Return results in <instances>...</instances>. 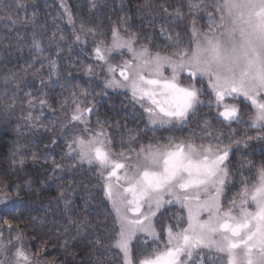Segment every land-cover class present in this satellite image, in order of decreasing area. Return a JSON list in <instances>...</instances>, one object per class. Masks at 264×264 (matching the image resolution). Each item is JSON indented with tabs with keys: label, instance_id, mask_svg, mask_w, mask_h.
Returning <instances> with one entry per match:
<instances>
[{
	"label": "snow or ice",
	"instance_id": "1",
	"mask_svg": "<svg viewBox=\"0 0 264 264\" xmlns=\"http://www.w3.org/2000/svg\"><path fill=\"white\" fill-rule=\"evenodd\" d=\"M186 2L187 15L191 17V41L187 45L180 40L179 32L173 34L167 26L173 18H185L183 3L171 11L166 0L158 7L152 0H144L138 7V11L147 9L161 14L159 35L172 49L170 53L153 52L147 44H141V37L131 31L127 16L112 22L110 38L94 28L85 30L83 21V38L73 28V43L86 44L89 36L93 38L89 50L92 63L83 65L84 74L94 78L99 69L104 74V95L108 89L125 91L147 115L149 124L183 129L198 118L201 108L207 106L214 112L211 118L205 116L197 124L199 131L193 129L188 139L169 137L167 144L141 145L137 149L131 144L136 137L129 132L128 147H123L122 137L121 150L116 151L111 129H118L119 122L112 124L99 118L98 101L90 98L95 95L93 92L79 88L70 93V98L58 102L67 118L61 124L66 133V151L61 159L70 158L71 168L87 164L90 170L95 169L94 175L102 182L104 198L115 216V234L110 242L105 244L99 238L93 242L101 252L96 264H113L111 258L102 259L113 250L119 257L115 264H264V158L259 165L252 160L238 161L239 168L247 169L249 176L230 170L231 157L237 150L247 149L249 141L264 139V0ZM16 7L26 13L28 5L16 0ZM61 7L68 24L74 25L71 7L65 0H61ZM95 7L93 0L90 11ZM201 14L207 17L204 31L197 27ZM6 19L16 23L11 17ZM155 20L153 16L149 23L154 24ZM144 39L155 43L151 36ZM32 47L39 55L27 63L25 76L37 61L41 68L45 67L46 60L49 83L53 75L58 81V60L44 57L41 44L35 39ZM71 50L69 45L68 51ZM61 51L58 45L57 57ZM124 56L130 58L123 59ZM117 58H121L119 63L114 62ZM166 69L170 74H165ZM25 76L12 73L4 77L0 105L8 114L20 107L23 123L17 130H51L43 123L45 109H56L47 92L33 95L27 91L21 96L20 84ZM40 82L48 86L43 77ZM9 84H13L14 91L10 92ZM205 93L210 97L207 100L201 99ZM245 102L251 109L247 120L241 116V104ZM212 119L229 128L247 123L258 133L251 136L245 132L246 139H236L233 131L226 143L220 130L212 126ZM73 130L74 134H67ZM56 143L54 138L52 144ZM21 147L27 145H17L9 161L14 171L23 169L25 164L23 158L15 159ZM32 156L35 159V153ZM64 169L63 163L52 159L54 173ZM237 174L242 177L240 187L229 197ZM22 190L15 181L0 180V264H62L47 251L53 237L42 234L43 224L36 228L35 217L26 220L23 215H12V201L20 197ZM66 191L74 190L62 188L57 199L64 202L68 213L74 206L65 196ZM172 205L183 210L173 214L174 223L166 222ZM83 227L84 222L75 215H66L62 227L55 229L56 238L68 237L73 228L80 235ZM60 246L67 250L68 239Z\"/></svg>",
	"mask_w": 264,
	"mask_h": 264
},
{
	"label": "trees",
	"instance_id": "2",
	"mask_svg": "<svg viewBox=\"0 0 264 264\" xmlns=\"http://www.w3.org/2000/svg\"><path fill=\"white\" fill-rule=\"evenodd\" d=\"M28 5L27 12L18 10L16 0H0V92L4 90V77L17 73L18 76H25L24 69L27 63L32 61L39 53L32 47L33 39L41 44L42 55L49 59H57L59 66V80L56 76L51 77L49 83V68L47 61H43L45 67H40V61H37L33 68L28 69L24 82L20 84L23 92L31 91L37 95L40 91L48 93V98L56 109L55 112L45 109L43 123L48 125L49 129L29 130L17 126L22 124L21 109L18 106L14 113L8 114L0 105V180L15 181L22 187L20 197L14 198L11 204L12 215H23L26 220L35 217L33 224L40 228L43 224V232L51 235L48 253L57 256L62 264H96L101 252L93 243L96 239H101L105 244L109 243L115 234V216L111 204L104 198L102 182L94 175L95 169H89L87 164L71 168L72 161L65 157L61 159L62 153L66 151L65 134L61 124L67 122L64 111L59 107V101L64 97L70 98L72 91H79V88H87L95 95L98 101V116L101 120H107L112 124L119 122L120 127L111 129L115 150H121V138L123 137V147H128V135L131 132L136 139L131 142L133 148H139L141 145L148 144H167V135L175 136L179 140V134L187 136L186 130L193 126L195 120L202 122L203 118H193L188 126L183 129L174 128H154L147 123L146 114L139 105H134L129 95L123 90H106L104 95L103 88L104 74L96 69L97 75L89 78L84 74L83 65L92 63L89 50L93 47V38L89 36L86 44L73 43V28L76 33L82 35L83 30L80 27L81 21L87 28H94L97 32H102L110 38V28L113 21H117L121 16L130 17L131 31L140 35L141 44H147L153 52L161 51L162 54L170 53L171 48L166 47V41L159 35V26L162 16L159 12H149L147 9L138 11V7L144 3V0H94L96 7L90 11L93 0H65L71 7L75 24L69 25L67 17L64 15V9L61 7V0H23ZM165 0H152L157 7ZM170 5L169 10L183 3L181 11L185 13L183 20L173 18V21L167 26L170 30L179 32V38L185 45L191 41L189 32L191 17L187 15L186 0H166ZM17 12L19 13L17 16ZM35 18L33 20V13ZM202 19L198 20L197 27L207 29V17L201 14ZM155 17V23L150 24L149 20ZM6 17L16 20L15 24L10 23ZM123 31V29H122ZM55 34V35H54ZM61 35L64 39L61 40ZM145 36L153 37L155 43H149ZM99 39V37H97ZM62 51L57 57V46ZM72 50L68 51V46ZM43 77L45 87L41 84L40 78ZM8 88L14 91L13 84ZM208 94L203 95V99H209ZM251 109L245 103L241 104V116L249 115ZM38 112L34 113L37 115ZM198 115L211 118L214 115L207 106L200 109ZM96 116L92 117L95 128ZM211 123L221 132H225L229 137L230 132L234 131L235 138L246 139L244 133L254 136L257 129L249 128L247 123L239 125L233 124L231 128L226 125H220L212 119ZM185 131V133H182ZM75 130L68 135L74 134ZM56 138L57 143L52 144ZM224 139H226L224 137ZM226 141V140H224ZM228 142V141H226ZM247 149L240 148L235 155L231 157L230 170L234 173L243 171L245 176H249L247 169H240L238 161L241 159L255 161L257 165L264 158V139L252 140L248 142ZM17 145L21 147L15 159H24L23 169L13 170L10 165L12 152L16 150ZM32 153H35L33 159ZM55 158L58 163H63L65 169L63 172H53L52 159ZM49 177H53L49 179ZM239 174L234 176L235 186H239L241 180ZM29 181L31 184L29 185ZM73 189L72 192H65L73 204L71 212L66 213L64 202L58 200L61 189ZM14 196V193H13ZM87 206V211H85ZM66 215H75L78 220L84 222L83 231L76 235L73 228L68 237L60 236L56 238L55 229L61 228L64 224ZM168 222H171L170 219ZM158 229H159V223ZM51 230V231H50ZM31 235V229H28ZM7 237V233L5 234ZM75 237V239H72ZM68 239L69 246L65 250L60 245ZM38 246V241L35 242ZM33 250H35L33 248ZM115 251L102 257L105 261L111 258L113 264L119 259ZM138 256L139 253H136Z\"/></svg>",
	"mask_w": 264,
	"mask_h": 264
},
{
	"label": "rangeland",
	"instance_id": "3",
	"mask_svg": "<svg viewBox=\"0 0 264 264\" xmlns=\"http://www.w3.org/2000/svg\"><path fill=\"white\" fill-rule=\"evenodd\" d=\"M200 28V27H199ZM201 29V28H200ZM202 31H204V29H201ZM207 30V29H206ZM78 44H82V43H78ZM128 58H130V57H128V56H124L123 57V59H128ZM120 59L121 58H117L114 62H116V63H119L120 62ZM165 74L166 75H168V74H170V70H167L166 69V71H165ZM110 90H112V89H110ZM206 95H207V93H205ZM204 94V95H205ZM201 99H203V96L201 97ZM204 100H207V99H204ZM251 114V113H250ZM249 114V115H250ZM249 115H243L242 114V117H243V119L244 120H247V118H248V116ZM146 117H147V115H146ZM198 118H204V116L203 115H198ZM147 123L149 124V122H148V119H147ZM198 123H201L200 121L198 122V120H195V122H194V124H193V126H192V128L191 127H189L187 130H186V133H188V134H186L187 136H182V134H179V137L178 138H180L179 140H185V139H188L189 138V133L193 130V129H196L197 130V132L199 131L198 129H197V124ZM150 126H152V127H154V128H160L159 126H153V125H151V124H149ZM212 126H213V124H212ZM214 127V126H213ZM174 128V127H173ZM215 128V127H214ZM176 129H180V128H176ZM219 129V128H218ZM220 130V129H219ZM221 132V131H220ZM182 133H185V131H182ZM222 133V136H223V139H224V137L226 138V139H224V140H226V141H228V136L226 135V133L223 131V132H221ZM258 133V132H257ZM257 133H255L254 134V136H256L257 135ZM167 137L169 138V137H172V138H174L175 136H171V135H167ZM238 139V138H237ZM225 141V142H226ZM197 142L199 143L200 141H199V139H197ZM168 143V142H167ZM227 143V142H226ZM146 146V145H145ZM239 187H240V185L239 186H236L234 189H231L230 191H229V193H228V195H229V197L230 196H232L238 189H239ZM181 213H183V210L182 209H179V207L177 206V205H172V206H170V210L167 212V214H166V222H168V220L170 219V221H171V223H174V221L172 220V216H173V214H181ZM157 228H158V225H157ZM159 230V229H158ZM5 238H7V237H5ZM0 258H2V257H0Z\"/></svg>",
	"mask_w": 264,
	"mask_h": 264
}]
</instances>
